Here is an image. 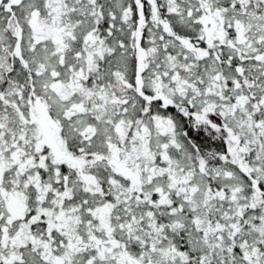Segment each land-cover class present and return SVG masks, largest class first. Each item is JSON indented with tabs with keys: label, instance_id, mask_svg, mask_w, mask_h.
Wrapping results in <instances>:
<instances>
[{
	"label": "snow or ice",
	"instance_id": "1",
	"mask_svg": "<svg viewBox=\"0 0 264 264\" xmlns=\"http://www.w3.org/2000/svg\"><path fill=\"white\" fill-rule=\"evenodd\" d=\"M0 264H264V0H0Z\"/></svg>",
	"mask_w": 264,
	"mask_h": 264
}]
</instances>
